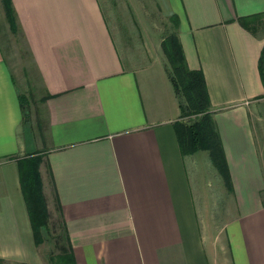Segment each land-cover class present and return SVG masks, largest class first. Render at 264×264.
Masks as SVG:
<instances>
[{
    "label": "crops",
    "instance_id": "obj_1",
    "mask_svg": "<svg viewBox=\"0 0 264 264\" xmlns=\"http://www.w3.org/2000/svg\"><path fill=\"white\" fill-rule=\"evenodd\" d=\"M9 2L13 21L0 0V264H51L20 190L17 163L34 154L74 264H264V142L251 116L264 105V0ZM173 33L203 74L230 190L204 151L178 145L160 43ZM200 164L218 179L212 207L223 203L210 216Z\"/></svg>",
    "mask_w": 264,
    "mask_h": 264
},
{
    "label": "trees",
    "instance_id": "obj_2",
    "mask_svg": "<svg viewBox=\"0 0 264 264\" xmlns=\"http://www.w3.org/2000/svg\"><path fill=\"white\" fill-rule=\"evenodd\" d=\"M7 19L13 21L9 0H3ZM178 37L173 33L167 35L161 43L167 59L169 78L175 94L179 98L180 115L175 123L178 145L183 155L196 151L208 152L214 169L222 182L230 190L231 178L225 158L221 139L213 120L212 105L203 74L200 70L187 67L183 49ZM261 64V77L264 83V61ZM40 154H34L18 161L19 180L30 220L33 242L36 246L44 244L48 235V210L44 202L42 180L39 172ZM66 237V234H65ZM65 252V250H63ZM50 256L51 264H74L71 253Z\"/></svg>",
    "mask_w": 264,
    "mask_h": 264
},
{
    "label": "rangeland",
    "instance_id": "obj_3",
    "mask_svg": "<svg viewBox=\"0 0 264 264\" xmlns=\"http://www.w3.org/2000/svg\"><path fill=\"white\" fill-rule=\"evenodd\" d=\"M163 26V25H161ZM168 26V25H167ZM169 26H171L169 24ZM264 104V103H261ZM253 116V122L255 124V126H257V132H260V137H261V141L264 142V105L261 107V114L260 115H251ZM206 154V156H208V152L206 153V151L202 152V154ZM203 170L202 173V180H203V185L204 188L202 189L203 193L205 194V196H207L205 198V204H206V209L209 213L208 216H210L211 213V209L212 208H217V207H222L223 203L221 204V202L218 205H215L212 207L213 204V198H216V200L218 199V197H220V191H219V183H217L218 179H216L215 177H213V174L205 171V166H203V164H200ZM41 175V174H40ZM43 188V186H42ZM41 188V189H42ZM44 196V193H43ZM45 199V197H44ZM215 200V202H216ZM46 201V200H45ZM44 201V202H45ZM46 203V202H45ZM47 207V205H46ZM212 207V208H211ZM222 209V208H221ZM48 210V209H47ZM49 214V212H48ZM217 217H220V211H216L214 213ZM53 215V214H52ZM50 217V215H49ZM222 217V216H221ZM61 222L58 221L57 216L53 215L52 220L50 221L48 218V235L46 236L47 240H45L46 242L43 244V248L45 250L44 254L46 257V261H49V257L50 256H57L61 253H63V248L64 247V233H63V229L61 227ZM67 251H65L64 253H66Z\"/></svg>",
    "mask_w": 264,
    "mask_h": 264
}]
</instances>
